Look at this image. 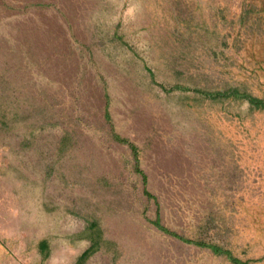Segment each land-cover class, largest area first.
<instances>
[{
	"label": "rangeland",
	"instance_id": "1",
	"mask_svg": "<svg viewBox=\"0 0 264 264\" xmlns=\"http://www.w3.org/2000/svg\"><path fill=\"white\" fill-rule=\"evenodd\" d=\"M245 94L264 0H0V264L83 234L113 264H264Z\"/></svg>",
	"mask_w": 264,
	"mask_h": 264
},
{
	"label": "crops",
	"instance_id": "2",
	"mask_svg": "<svg viewBox=\"0 0 264 264\" xmlns=\"http://www.w3.org/2000/svg\"><path fill=\"white\" fill-rule=\"evenodd\" d=\"M245 100L249 102L250 110L264 112V110L252 105L247 97H245ZM69 232L86 233L85 229H73ZM84 235L86 234L74 235L72 239L61 240L54 239V237H45L39 241L25 242L24 246L20 243L14 247L17 248L20 254L18 264H22L23 259L25 264H113L111 250H108L102 243L98 246L97 240H87ZM22 249L29 250L28 255H25L24 258L21 256Z\"/></svg>",
	"mask_w": 264,
	"mask_h": 264
},
{
	"label": "trees",
	"instance_id": "3",
	"mask_svg": "<svg viewBox=\"0 0 264 264\" xmlns=\"http://www.w3.org/2000/svg\"><path fill=\"white\" fill-rule=\"evenodd\" d=\"M244 97H247L250 101L251 104L254 105L256 108L262 109L264 110V99L263 98H258V97H254V96H250V95H243ZM200 245H208V244H204V243H199ZM211 248H213L215 251L217 252H221V249L217 246L214 245H208ZM233 260L235 261L236 264H247V262H241L239 259L237 258H233Z\"/></svg>",
	"mask_w": 264,
	"mask_h": 264
}]
</instances>
